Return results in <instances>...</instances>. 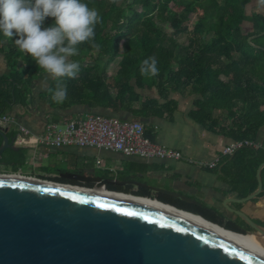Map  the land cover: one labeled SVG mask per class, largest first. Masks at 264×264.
<instances>
[{
  "label": "trees",
  "instance_id": "16d2710c",
  "mask_svg": "<svg viewBox=\"0 0 264 264\" xmlns=\"http://www.w3.org/2000/svg\"><path fill=\"white\" fill-rule=\"evenodd\" d=\"M125 1L124 7L120 0H82L100 14L95 42L101 45V49L97 52L90 44L80 45L79 55L72 57L80 63L78 77L63 81L67 85V99L62 104L51 99L57 83L52 80L40 94L43 103L52 109H67L77 103H86L113 113L128 111L144 118L147 116L142 112L144 105L135 90L146 87L156 88L166 101L171 94L185 97L187 90L206 98L204 103L201 100L196 102V111L192 114L193 120L202 126L217 124L212 121L210 111L213 109L232 112L233 109L247 108L249 113L253 110L262 115L260 109L264 107V101L257 104L256 96H264V86L258 92L259 85L252 83L247 69L255 70L264 64V48L250 43L255 36L263 35L264 38V17L248 15L252 0ZM191 16L197 20L194 39L188 46H180L177 37ZM51 23V18H46L44 27ZM164 23L166 28L161 31L158 25ZM249 24L254 26V32L247 35L246 26ZM16 38L7 39L0 33V55L8 68V73L0 76V114L16 105L25 106L34 80L44 73L29 55L19 50ZM153 56L158 61L159 75L142 76V61ZM91 59L95 61L93 65L84 63ZM101 59L106 60L104 67L98 66ZM111 89L117 93L114 95ZM176 106V102L167 101L163 107H156L153 114L172 116ZM261 120L245 118L242 123L237 121L234 127L235 136L239 134L238 141H251L264 124V119ZM225 162L229 165L224 172L226 178H231L236 171L247 172L256 189L257 173L264 165V149L244 147ZM260 196L264 197V187ZM164 198L166 196H161ZM209 217L216 221L215 217ZM226 229L232 230L230 227Z\"/></svg>",
  "mask_w": 264,
  "mask_h": 264
},
{
  "label": "crops",
  "instance_id": "0c3cea01",
  "mask_svg": "<svg viewBox=\"0 0 264 264\" xmlns=\"http://www.w3.org/2000/svg\"><path fill=\"white\" fill-rule=\"evenodd\" d=\"M248 15L250 17H264V4H261V0H252L248 7ZM253 32L254 26L247 25V35ZM262 37L263 35L255 36L250 40V43H253L257 48H264V38ZM201 40L204 42V37ZM0 61H2L0 66H3L0 68V76L6 75L8 68L2 55H0ZM84 63L93 65L95 61L91 59ZM105 64L106 60L104 59L98 61L100 67H104ZM263 68L264 64L259 68H255V70L247 67L252 83L259 85L257 86L258 92L264 86ZM98 73L100 75V70H98ZM46 75L45 73L40 74L34 80L31 88L33 96L28 98V100L31 99L30 102L27 101L25 106H13L4 113L12 117L14 123L6 127H0V132L4 134L10 144L0 160V163L3 162L2 168H9V172L0 174L34 176L53 180L54 182H57L58 179L65 180L60 178V174L63 173L82 174L104 180L107 182L110 191L159 200L167 205L200 216L212 223H217L223 228L230 227L232 230L239 231V228L242 227L251 230L247 222V220H250L264 229V197L260 196L263 189L260 194L255 195L259 188V181L254 190V180L249 177L250 174L247 172H243L245 173L243 174L235 170L236 172L231 174V178L224 176V172L229 169V165L225 161L233 156L225 157L224 151L237 143H242L238 141L239 134L235 136L237 132L234 124L245 118L262 121L261 118L264 119V107L260 109L262 114L260 116L253 110L250 113L247 112V108H243V110L233 109L232 112L213 109L210 111L212 121L217 124L214 127L202 126L193 120L192 114L196 111V102L201 100L204 103L206 98L190 94L189 90H187L185 97L179 94H171L167 101L176 102L175 112L172 116H157L153 114V111L156 110V107L159 109L166 105L167 101L161 98L156 88L145 87L135 90L144 105L142 112L147 115L144 118L128 111L113 113L104 108L91 107L86 103H77L67 109H52L39 98L40 94L50 86L53 80L48 75L44 79ZM35 91L37 94H34ZM111 92L114 95L117 93L114 89H111ZM256 97L257 104H261L262 100L264 101L263 95H257ZM239 105L241 106V103ZM137 108L135 107V109ZM91 115L116 118L120 121L139 122L144 125L147 136L153 137V142L180 153L185 160H145L92 148L68 146L62 148L53 146L26 148L15 146L13 143L19 127H24L31 134L36 135L43 132L48 122L61 124L78 117L84 118ZM245 142L254 143L258 147L254 148L256 150L264 149V124L252 136L251 141ZM2 146L3 139L0 137V147ZM188 160L194 164H189ZM213 163H216L214 169L200 167V164L210 165ZM263 170L261 176L264 187ZM134 182L176 192L192 200V203L153 192L150 189L138 186ZM75 183L78 186L93 188V183ZM161 196H166V198L161 199ZM209 215L215 217L216 221L211 219ZM256 236L264 244V236Z\"/></svg>",
  "mask_w": 264,
  "mask_h": 264
},
{
  "label": "water",
  "instance_id": "95a60500",
  "mask_svg": "<svg viewBox=\"0 0 264 264\" xmlns=\"http://www.w3.org/2000/svg\"><path fill=\"white\" fill-rule=\"evenodd\" d=\"M0 137L1 160L10 144L2 132ZM263 168L258 172L255 195L263 189ZM11 176L0 174V264H264L263 254L236 244L213 228L264 236V229L250 220L251 230L240 227L237 232L159 200L130 195L183 214L176 216L106 196L122 193L106 189L104 180L82 174L63 173L60 178L97 186ZM137 185L192 203L176 192Z\"/></svg>",
  "mask_w": 264,
  "mask_h": 264
},
{
  "label": "clouds",
  "instance_id": "9594fccd",
  "mask_svg": "<svg viewBox=\"0 0 264 264\" xmlns=\"http://www.w3.org/2000/svg\"><path fill=\"white\" fill-rule=\"evenodd\" d=\"M46 18H51L52 23L44 27ZM100 22L98 10L82 0H0V33L7 39L17 37L19 50L57 81L51 96L57 104L67 99L64 79L78 77L80 63L72 57L79 55V46L87 43L100 51L101 45L95 42ZM159 72L154 56L142 61V76L156 77Z\"/></svg>",
  "mask_w": 264,
  "mask_h": 264
},
{
  "label": "built area",
  "instance_id": "2783aa9c",
  "mask_svg": "<svg viewBox=\"0 0 264 264\" xmlns=\"http://www.w3.org/2000/svg\"><path fill=\"white\" fill-rule=\"evenodd\" d=\"M14 123V119L0 114V127ZM14 138L18 147L53 146L55 148L76 147L92 148L119 153L128 157L145 160L182 161L185 158L178 152L157 145L147 136L146 129L139 122L120 121L100 115L76 118L63 123L48 122L43 132L33 135L26 128L19 127ZM244 147L258 148L254 143H237L224 151V156L234 155ZM188 163H194L188 160ZM100 164V163H98ZM200 167L216 168V163Z\"/></svg>",
  "mask_w": 264,
  "mask_h": 264
},
{
  "label": "bare ground",
  "instance_id": "6f19581e",
  "mask_svg": "<svg viewBox=\"0 0 264 264\" xmlns=\"http://www.w3.org/2000/svg\"><path fill=\"white\" fill-rule=\"evenodd\" d=\"M10 177H13V176L10 175ZM81 191L96 193V191H90V190H86V189H82ZM105 195L113 197V198H117V199H120V200H126V201H129V202H132V203H138V204H141V205L152 206L154 208H157L159 210L162 209L165 212L173 214V215H176V216L183 215L182 213L177 212L175 209H173V208H171L169 206H163V205H161V204H159L157 202L150 201L148 199L143 200V199H140V198H133L130 195L125 196V195H122V194L105 193ZM184 216L187 217V216H190V215H187V214L185 215L184 214ZM191 217L192 216H190V218ZM195 220H197V221L199 220V222H203V221L200 220V218H195ZM213 228H215L214 231L217 230L216 232H219L220 234H222L223 236H225L228 239L232 240L236 244H238L240 246H243L245 248H248L249 250H253L255 252H258V253H261V254L264 255V246H263L261 240L259 239V237H257L256 235L248 234L246 236H242V235H238V234H234V233H230V232L221 230V229L216 228V227H213Z\"/></svg>",
  "mask_w": 264,
  "mask_h": 264
},
{
  "label": "rangeland",
  "instance_id": "374dc122",
  "mask_svg": "<svg viewBox=\"0 0 264 264\" xmlns=\"http://www.w3.org/2000/svg\"><path fill=\"white\" fill-rule=\"evenodd\" d=\"M130 1V0H129ZM120 2L122 3V6H126V1L125 0H120ZM196 17L195 16H191L189 19V22H187L184 27L183 30L180 32L179 36L177 37V43L180 46H188L190 44V41L194 39V25L196 23ZM159 29L161 31H164L166 28L165 23L164 24H159L158 25ZM0 64H2V61H0ZM3 66L1 65L0 68H2ZM1 72V71H0ZM7 72V70H6ZM47 78V75L44 76V79ZM34 94H37L36 91L34 92ZM33 94L31 93L29 98H32ZM31 100V99H30ZM30 100H28V102H30ZM9 168L6 167H0V173L2 172H6L8 173ZM264 245V244H263Z\"/></svg>",
  "mask_w": 264,
  "mask_h": 264
},
{
  "label": "flooded vegetation",
  "instance_id": "af4514ba",
  "mask_svg": "<svg viewBox=\"0 0 264 264\" xmlns=\"http://www.w3.org/2000/svg\"><path fill=\"white\" fill-rule=\"evenodd\" d=\"M3 166V162H1L0 163V167H2ZM5 166V165H4ZM70 182H72V183H75V182H73V181H70ZM93 188L95 187V185L93 184V186H92ZM87 188H91V187H87ZM106 189H108V187H106ZM108 190H110V189H108Z\"/></svg>",
  "mask_w": 264,
  "mask_h": 264
}]
</instances>
